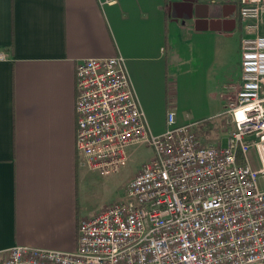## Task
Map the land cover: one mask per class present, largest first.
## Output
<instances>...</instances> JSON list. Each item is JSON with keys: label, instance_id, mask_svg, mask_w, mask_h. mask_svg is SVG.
<instances>
[{"label": "crops", "instance_id": "crops-1", "mask_svg": "<svg viewBox=\"0 0 264 264\" xmlns=\"http://www.w3.org/2000/svg\"><path fill=\"white\" fill-rule=\"evenodd\" d=\"M239 1L0 0V259L75 251L80 222L134 178L116 192L114 174L79 166L77 63L121 55L152 135L169 112L213 133L241 82Z\"/></svg>", "mask_w": 264, "mask_h": 264}, {"label": "built area", "instance_id": "built-area-1", "mask_svg": "<svg viewBox=\"0 0 264 264\" xmlns=\"http://www.w3.org/2000/svg\"><path fill=\"white\" fill-rule=\"evenodd\" d=\"M239 14L241 82L226 146L206 144L173 112L166 132L152 135L121 55L77 63L79 166L110 176L132 146L147 144L153 156L125 199L80 222L75 251L15 246L0 264H264V0H240Z\"/></svg>", "mask_w": 264, "mask_h": 264}, {"label": "rangeland", "instance_id": "rangeland-1", "mask_svg": "<svg viewBox=\"0 0 264 264\" xmlns=\"http://www.w3.org/2000/svg\"><path fill=\"white\" fill-rule=\"evenodd\" d=\"M234 90L235 91L232 94L233 96L231 97L230 102L224 108L225 109L224 116L221 120H223L224 118L225 120L229 119L228 111L231 107V104L234 103L236 100L237 90L236 88ZM225 94L226 96L227 95L229 96V93H227V91L225 92ZM204 127H208L207 129H209V127H212V125L211 126L208 124H206L205 126L200 125V124L197 125V131L201 135V138H202V135L203 136L205 135V138L203 137L206 141L205 143L212 142V144L219 143L220 145L226 146L227 144L226 139H222L221 137H223L222 133H224V135L226 133L228 137V135L232 131L231 125H229L228 123H224L223 126L221 125L217 129L218 133L216 132L217 130L213 129V133H207V134L204 131ZM210 132H212V130H210ZM152 156H153V151L149 145L138 144V145L132 146L129 152V158H128L126 165L123 168H121L119 172L114 174L115 175L114 177L116 179V192L118 191L122 193L127 181L133 178L142 169L144 164L152 158ZM248 156H249L252 166L255 169H259L261 167V164L257 156L256 150L251 149ZM117 184H119L120 186L119 188ZM259 186L262 190H264V175L260 176L259 178Z\"/></svg>", "mask_w": 264, "mask_h": 264}]
</instances>
